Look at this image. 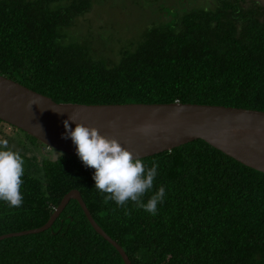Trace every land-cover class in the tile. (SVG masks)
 <instances>
[{"label":"trees","instance_id":"16d2710c","mask_svg":"<svg viewBox=\"0 0 264 264\" xmlns=\"http://www.w3.org/2000/svg\"><path fill=\"white\" fill-rule=\"evenodd\" d=\"M91 2L0 0V75L55 103L178 102L264 111V5L217 0L172 24H152L108 66L91 58L86 40L67 35ZM4 128L26 143L15 141L17 150L10 139V148L44 160L35 174L24 172L22 207L0 201V236L41 227L75 189L130 264H264V173L204 141L142 158L148 168L159 166L144 202L160 186L166 190L153 216L130 201L127 209L105 205L94 170L79 157L54 150V159L45 158L50 148L0 121ZM0 264L124 263L70 200L49 229L0 240Z\"/></svg>","mask_w":264,"mask_h":264},{"label":"water","instance_id":"95a60500","mask_svg":"<svg viewBox=\"0 0 264 264\" xmlns=\"http://www.w3.org/2000/svg\"><path fill=\"white\" fill-rule=\"evenodd\" d=\"M32 105L31 112L27 105ZM97 128L102 136L115 138L140 158L170 151L195 140L253 170L264 173V111L192 103L73 104L55 103L15 81L0 75V121L21 130L50 149L76 156L71 139H63L64 121ZM42 126L43 132L36 127ZM72 129L75 123L69 121ZM70 200L82 209L94 231L110 243L124 264V250L93 220L78 190L66 193L41 227L0 236V240L37 234L51 227Z\"/></svg>","mask_w":264,"mask_h":264},{"label":"clouds","instance_id":"9594fccd","mask_svg":"<svg viewBox=\"0 0 264 264\" xmlns=\"http://www.w3.org/2000/svg\"><path fill=\"white\" fill-rule=\"evenodd\" d=\"M34 104L38 105L29 101L27 108L30 112ZM69 121L76 124L74 129ZM36 127L43 132L42 126L37 124ZM64 128L62 138L71 139L84 166L94 170L95 190L103 194L105 205L112 201L117 207L127 209L130 201L137 209L157 215V206L163 203L166 195L165 188L160 186L146 203L143 198L153 188L158 164L146 167L138 153L134 155L115 138L102 136L97 128L76 123L71 117L64 121ZM57 154L62 156V153ZM24 163L20 152L10 148L8 140L0 139V201L9 208H20L24 203L21 193Z\"/></svg>","mask_w":264,"mask_h":264},{"label":"rangeland","instance_id":"374dc122","mask_svg":"<svg viewBox=\"0 0 264 264\" xmlns=\"http://www.w3.org/2000/svg\"><path fill=\"white\" fill-rule=\"evenodd\" d=\"M91 1L88 12L76 19L75 24L67 30V35L70 39L86 40L91 49V58L104 61L108 66H114L121 58L122 49L130 44H136L152 24L165 22L172 24L176 19L175 16H181L190 10H197L198 7L213 6L217 2V0ZM250 1L264 5V0ZM10 132L11 129H2L0 139H14L12 142L14 149H17L15 141L21 147H25L26 143L22 141L20 134ZM43 150L46 149L43 148ZM46 153L45 158L54 159L56 157L52 149ZM35 157L34 160L24 158V172L31 169L30 174H35L39 170L44 156L36 152ZM39 174L40 171L36 175Z\"/></svg>","mask_w":264,"mask_h":264},{"label":"flooded vegetation","instance_id":"af4514ba","mask_svg":"<svg viewBox=\"0 0 264 264\" xmlns=\"http://www.w3.org/2000/svg\"><path fill=\"white\" fill-rule=\"evenodd\" d=\"M43 152H44V151H43ZM43 152H42V153H43Z\"/></svg>","mask_w":264,"mask_h":264}]
</instances>
